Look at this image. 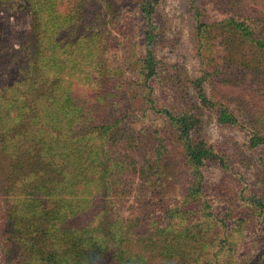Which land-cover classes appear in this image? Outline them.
Listing matches in <instances>:
<instances>
[{
  "label": "trees",
  "instance_id": "obj_1",
  "mask_svg": "<svg viewBox=\"0 0 264 264\" xmlns=\"http://www.w3.org/2000/svg\"><path fill=\"white\" fill-rule=\"evenodd\" d=\"M226 1L214 0L219 11L231 14L221 24L227 56L232 59L240 46L252 51V56L244 57L245 74L237 64L236 73H226L221 80L249 97H264V25L256 33L249 23L236 18V4ZM245 1L264 13L262 0ZM22 2L12 6L31 16L27 36L18 48L0 39V198L4 212L0 264H209L212 259L220 264L224 249L242 253L248 223L264 224V191L252 190L249 197L226 195L232 193L229 174L234 173L228 158L197 135L209 107L216 110L221 123L240 125L239 117L208 96L204 81L210 73L206 70L184 83L196 92L183 91L182 111L174 105L159 107L151 92L145 91L158 75L152 47L157 41L160 0H142L139 6L146 24V46L133 76L127 78L129 87L120 81L111 85L113 75L109 68L103 69L101 61L93 65L96 69L80 71L92 53L77 52L92 49L93 42L92 38L86 43L80 40V20L95 0ZM60 5L64 11L55 15ZM66 20L69 27L62 34ZM196 21L198 54L211 63L219 31L202 20L199 11ZM193 99L199 103L192 104ZM258 110L263 118L264 111ZM148 111L163 116L166 129H134L133 123ZM250 134L251 148L264 147L262 131L256 128ZM152 141L154 150H149L146 145ZM208 163L226 173L218 188L225 193L221 195L224 202L218 208L204 195L208 183L203 167ZM173 164L184 167L185 178L176 189L181 197L168 202L161 195ZM131 172L141 181L136 201L148 215L144 230L145 218L125 224L119 210L121 198L109 197L121 194L123 178ZM72 218L77 224L70 223ZM213 222L223 232L212 238L209 227ZM47 245L52 250L43 248Z\"/></svg>",
  "mask_w": 264,
  "mask_h": 264
},
{
  "label": "rangeland",
  "instance_id": "obj_2",
  "mask_svg": "<svg viewBox=\"0 0 264 264\" xmlns=\"http://www.w3.org/2000/svg\"><path fill=\"white\" fill-rule=\"evenodd\" d=\"M229 1L231 0L226 2ZM232 1L238 7L236 18L249 23L257 33L264 25V13L245 0ZM262 1L264 2V0ZM18 2L23 3L22 0H0V39L9 41L15 48H18L23 38L27 36L32 23V18L28 13L16 11L13 8L12 3L18 4ZM141 3L142 0H95L83 10L85 17L80 20L83 22L80 26L82 30L80 40L82 43H86L89 42V38H92L93 42L92 49L79 48L81 51L77 50V53L84 52L85 56L92 53V56L89 59L85 58L84 64L80 65L81 72L91 70L94 68L93 65H98L101 61L105 63L103 69L109 68L110 74L113 75L109 82L111 85L114 86L120 81V84L126 87L130 86V81L127 78L133 76L132 71L136 69V60L144 53L146 46L144 41L146 24L139 10ZM62 11L64 9L60 5L54 14L59 15ZM198 11L202 20L211 23L219 31L215 34L216 39L213 41L214 47L212 48L215 60L212 61L211 56L208 58L212 61L211 63L204 62L203 56H200L197 51L196 15ZM233 13L235 14V10ZM228 16L231 14L217 9L214 0H160L155 18L159 27L157 41L152 47L158 62V75L149 82L151 91H149V87L145 91L151 92V97L155 99L159 107L168 108L174 105L176 110L182 111L184 106L181 99L183 91L190 88L191 94L196 92L191 84L186 86L184 83L203 76L205 70L209 71L208 80L204 81L208 96L225 104L237 114L241 124L221 123L216 110L209 107L203 113L202 126L197 135L199 139L214 146L221 155L228 158L234 173H228L231 176L230 185L233 190L232 193L227 192L226 195L237 198L238 195L249 197L252 190L264 191V147H250V138L252 137L250 131L258 128L264 133V117L261 118V115L258 114V107L261 114L264 111V97L260 94L249 97L245 94L246 91L230 86L221 80L226 73L233 71V67L235 68L237 64L240 65L239 69L241 67V73L245 72L243 70L244 57L245 55L249 58L252 56V51H247L241 46L236 47L234 55L231 56L232 59L227 56L228 52L224 49L225 40L222 39L223 35L221 34V24ZM66 23L67 20L62 24V26L64 25L61 27L62 34L66 33V28L69 27ZM77 53L72 56L74 57ZM234 71L236 73L235 69ZM143 89L139 91L142 93ZM195 99L192 104L199 103V100ZM127 111L132 113L131 109H127ZM138 111L142 113L143 110ZM145 126L152 131L161 130L160 132H162L166 129L167 124L163 116L148 111L146 117L141 116L132 125L137 130L145 128ZM155 134L160 135L157 132ZM146 146L149 150H154L153 141ZM144 154L143 151L142 155ZM134 156L139 158L138 154ZM170 168L172 176L170 181L166 180L168 187L163 190L161 196L165 197L168 202H176L181 197V195H176V189L180 188V184L184 181L185 170L180 164L175 166L173 164L169 167V172ZM203 172L204 179L208 183L205 186L204 195L212 202L213 207L218 208L220 203L224 202L221 195H225V193H221L218 188L225 180L226 173L220 167L210 163L203 167ZM123 181H125V185L119 189L121 194L109 197L121 198L118 202L119 210L125 219V224L129 219L145 218L141 228L144 230L147 228L148 215L136 201L141 181L134 172L125 175ZM256 196L262 197L263 195ZM257 219L262 221L263 217L259 215ZM189 222L188 220L186 224ZM70 223L77 224L76 218H72ZM248 224V229H244L246 232L242 242L245 245L244 251L240 253L228 248L224 249L219 256L220 264H227L228 261L231 262L228 264H264V260L260 259L264 256V224L261 222L257 226L253 223ZM3 225L4 212L0 198V230ZM209 228L211 235L209 237L212 238L223 232L221 227L214 226V222ZM43 248L48 251L52 250L50 245ZM255 257H257L256 262L253 261ZM258 259L260 260L258 261ZM215 262L212 259L209 264H215Z\"/></svg>",
  "mask_w": 264,
  "mask_h": 264
}]
</instances>
